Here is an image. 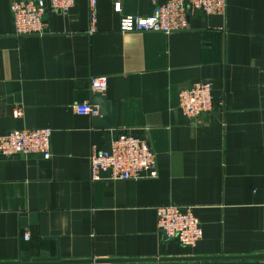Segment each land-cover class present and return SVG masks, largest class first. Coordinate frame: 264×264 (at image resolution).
<instances>
[{
	"label": "crops",
	"instance_id": "crops-1",
	"mask_svg": "<svg viewBox=\"0 0 264 264\" xmlns=\"http://www.w3.org/2000/svg\"><path fill=\"white\" fill-rule=\"evenodd\" d=\"M12 1L0 0V133L51 128L52 156H0V262L27 251L128 259L90 264H264L185 259L264 254V0H227L224 16L195 14L168 35L118 31L121 17L166 0H96L94 23L89 0H76L67 15L48 9L44 33L28 37L13 34ZM92 77H106L109 126L74 110L93 103ZM195 81L211 83L213 102L190 120L178 92ZM121 129L149 142L156 178L90 179L92 147ZM165 205L192 208L203 232L193 247L161 237Z\"/></svg>",
	"mask_w": 264,
	"mask_h": 264
},
{
	"label": "built area",
	"instance_id": "built-area-1",
	"mask_svg": "<svg viewBox=\"0 0 264 264\" xmlns=\"http://www.w3.org/2000/svg\"><path fill=\"white\" fill-rule=\"evenodd\" d=\"M76 0H14L10 3L13 34L17 37L41 36L44 33V16L48 9L67 15ZM96 0H89L90 17L95 21ZM115 12L120 11V4L114 3ZM227 0H166L153 7L147 17L123 16L120 18L118 31L153 32L168 35L187 30L189 19L195 14L203 16H224ZM94 32L93 26L89 34ZM261 86L264 95V69ZM107 89L106 77L89 79V90L93 96L102 95ZM212 85L210 82L195 81L178 92V105L184 117L196 120L208 114L212 109ZM78 115L96 117L98 106L90 102L74 105ZM13 116H22L21 108L13 110ZM51 128L14 129L0 133V156L36 155L48 160L51 152ZM90 179L92 181H126L153 179L157 177L156 157L149 142L134 135L127 129H121L109 140L105 150L92 147L89 155ZM158 232L163 239L175 240L181 246L193 247L202 237V227L192 208L182 205H165L156 209ZM23 240L29 239L25 231Z\"/></svg>",
	"mask_w": 264,
	"mask_h": 264
},
{
	"label": "water",
	"instance_id": "water-1",
	"mask_svg": "<svg viewBox=\"0 0 264 264\" xmlns=\"http://www.w3.org/2000/svg\"><path fill=\"white\" fill-rule=\"evenodd\" d=\"M93 104L98 106V116L94 117V120L99 124H104L109 126V104L105 99V96L96 95L93 99ZM104 117L103 120L99 121V116ZM34 224L36 223V215L31 213L28 215H24L21 219V224L23 227L26 224ZM176 258H165V260H173ZM185 259H252V260H264V254H254V255H246V256H224V257H188ZM128 259H105L103 261H93L92 259H61L60 255L56 254L55 257H48V254L45 252L40 253V257L30 258L29 253L27 251H22L19 255L17 261L11 262H0V264H90L93 262H109V261H123ZM141 260V259H138ZM149 260V259H148Z\"/></svg>",
	"mask_w": 264,
	"mask_h": 264
}]
</instances>
